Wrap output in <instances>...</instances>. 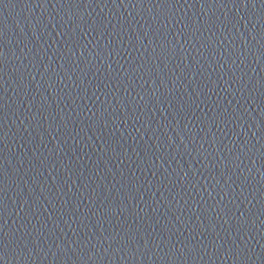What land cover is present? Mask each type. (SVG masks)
Wrapping results in <instances>:
<instances>
[{
    "label": "water",
    "instance_id": "1",
    "mask_svg": "<svg viewBox=\"0 0 264 264\" xmlns=\"http://www.w3.org/2000/svg\"><path fill=\"white\" fill-rule=\"evenodd\" d=\"M0 264H264V0H0Z\"/></svg>",
    "mask_w": 264,
    "mask_h": 264
}]
</instances>
